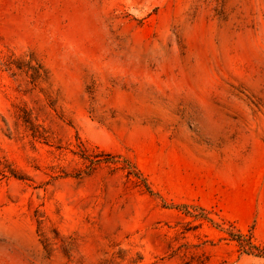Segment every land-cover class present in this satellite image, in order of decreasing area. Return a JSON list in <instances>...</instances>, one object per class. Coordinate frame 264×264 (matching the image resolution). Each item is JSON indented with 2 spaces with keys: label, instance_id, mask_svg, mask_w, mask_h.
Listing matches in <instances>:
<instances>
[{
  "label": "rangeland",
  "instance_id": "374dc122",
  "mask_svg": "<svg viewBox=\"0 0 264 264\" xmlns=\"http://www.w3.org/2000/svg\"><path fill=\"white\" fill-rule=\"evenodd\" d=\"M244 237L264 0H0V264H264Z\"/></svg>",
  "mask_w": 264,
  "mask_h": 264
},
{
  "label": "trees",
  "instance_id": "16d2710c",
  "mask_svg": "<svg viewBox=\"0 0 264 264\" xmlns=\"http://www.w3.org/2000/svg\"><path fill=\"white\" fill-rule=\"evenodd\" d=\"M32 63L35 64V67L31 66ZM27 70H30L32 72V75L35 76L36 80H38V82H44L48 79V74L47 71L45 70V68L38 62H36L33 59H30V64H27L26 66ZM36 80H34V82H36ZM84 152H87L86 150H84ZM100 154H102V151H99ZM104 155H109V154H104ZM81 159L86 160L89 162V165L84 169V170H79L78 173L75 174V178H79L83 175H90L92 168L91 166L96 165L98 162V160L92 161L88 159V156H84L82 154H80ZM114 163V162H112ZM132 171H136V175L137 178H140L142 175L139 171L136 170L135 167L132 166ZM131 173H129L130 175ZM13 177H16L17 179L23 180L25 178H20L19 176H15V174H11ZM233 237V236H232ZM240 237V236H239ZM242 237V236H241ZM246 238V239H245ZM252 238L251 237H244L243 239L237 238L236 241L240 247V250L245 253V254H249V255H258V256H264V249H260L259 247L255 246L252 243Z\"/></svg>",
  "mask_w": 264,
  "mask_h": 264
}]
</instances>
